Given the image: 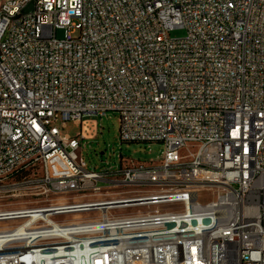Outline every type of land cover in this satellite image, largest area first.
Instances as JSON below:
<instances>
[{
  "label": "built area",
  "instance_id": "2783aa9c",
  "mask_svg": "<svg viewBox=\"0 0 264 264\" xmlns=\"http://www.w3.org/2000/svg\"><path fill=\"white\" fill-rule=\"evenodd\" d=\"M0 264H264V0H0Z\"/></svg>",
  "mask_w": 264,
  "mask_h": 264
},
{
  "label": "rangeland",
  "instance_id": "374dc122",
  "mask_svg": "<svg viewBox=\"0 0 264 264\" xmlns=\"http://www.w3.org/2000/svg\"><path fill=\"white\" fill-rule=\"evenodd\" d=\"M58 36H63V31L58 30ZM172 37H183L186 31L183 28H175L171 31ZM98 122V133L93 139H81L79 136L81 126L68 122L62 128V132L77 136L81 140V156L87 163L89 169L97 171L116 170L122 160H133L135 162L152 163L162 159L165 145L163 142H138L123 141L121 139V118L117 111H109L104 116H94ZM202 199L213 198L209 192L201 194ZM86 199H91L87 197ZM134 209V208H130ZM60 218L71 219V215Z\"/></svg>",
  "mask_w": 264,
  "mask_h": 264
}]
</instances>
